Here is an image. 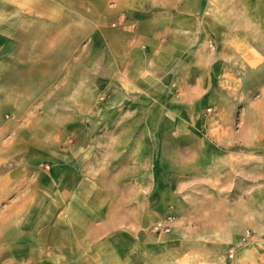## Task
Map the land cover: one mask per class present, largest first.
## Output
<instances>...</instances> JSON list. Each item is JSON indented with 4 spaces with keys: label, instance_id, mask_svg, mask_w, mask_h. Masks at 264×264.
I'll list each match as a JSON object with an SVG mask.
<instances>
[{
    "label": "crops",
    "instance_id": "crops-1",
    "mask_svg": "<svg viewBox=\"0 0 264 264\" xmlns=\"http://www.w3.org/2000/svg\"><path fill=\"white\" fill-rule=\"evenodd\" d=\"M214 1L0 0V20L7 22L4 27L8 29L0 32V36H16L17 29H21L19 21H25L26 36L37 27L39 35L58 37L75 34L73 30L77 27L84 28L85 37L70 44V49L90 52V67L104 63L108 69L104 82H97L106 86L107 115L137 116V131L156 132V147L151 145L152 149L156 148V196L169 197L172 211L183 217L173 223L171 232L148 237L156 246L153 264H225L226 260L218 252V246H211V253L206 251L207 244H224V240L198 239L206 237L207 232L210 234L211 229H217L218 233L226 226L224 210L217 209L224 205L219 198L225 195L224 162L218 157L217 149L209 146V141L198 142L197 146H187L185 141L186 133L199 132L203 127L192 119L214 90V67L225 58L215 57L216 54L240 50L235 47L241 35L239 28L224 18L214 17ZM76 5H87V11L80 13ZM219 37L223 38L222 45ZM228 40L233 42L229 45L225 43ZM41 46L27 47L28 58L19 63L21 67L45 69L35 72L36 76L24 74L25 79H34L32 87L19 98L29 101L27 106L48 91L50 79L46 69L50 59ZM9 62L10 66L18 64L14 60ZM56 66L61 69L65 65L58 62ZM10 80L15 91L7 99L2 95L0 75V147L4 142L0 163L11 157V140L14 142L15 138H5L18 125L17 79L14 82L12 76ZM130 100L136 102L135 108L126 106ZM25 114L31 116V121L25 119L22 124L28 132L23 145L31 148L33 112ZM48 115H55L59 122L64 111L59 105L50 111L42 108L36 117L44 120ZM44 124L49 127L50 122ZM60 125L56 123V131L63 132V124ZM109 128L128 132L133 127L122 121ZM110 143L111 148L121 149L120 153L111 152V159L120 154V166L112 169L117 173L115 179H139L143 165L139 169L136 156L145 147L144 141L137 139L130 145L128 139H121ZM132 147L138 150L130 151ZM130 154L134 155V161L129 165L125 161ZM113 162L116 160L112 159ZM43 176L57 181V204L55 211L47 210L33 228L36 199L32 172L0 171V264H149L145 257L148 252L129 250L130 241L134 239L132 244L143 245L144 237L136 236L138 241L129 238L130 225L123 217L110 220L113 196L127 197L128 184L116 188L108 182L98 185V181L107 178L94 172H73L69 176L45 172ZM66 194L73 196L67 209ZM178 197H182L184 209L177 207ZM214 204L220 219L216 214L218 219H209ZM195 206L198 212L193 214ZM157 211H160L158 205L156 220L160 219ZM137 226L134 223L131 229ZM161 244L166 248L162 247L159 253Z\"/></svg>",
    "mask_w": 264,
    "mask_h": 264
},
{
    "label": "rangeland",
    "instance_id": "rangeland-1",
    "mask_svg": "<svg viewBox=\"0 0 264 264\" xmlns=\"http://www.w3.org/2000/svg\"><path fill=\"white\" fill-rule=\"evenodd\" d=\"M77 8L80 13L87 11V5ZM212 9L214 17L219 16L231 22L230 24L239 28L241 35L235 44L240 49L238 53L226 51L223 54L219 51L216 54L215 57L225 58L220 59L219 66L214 67V90L209 94L208 100L202 102L192 119L195 123L203 124V127L199 132L186 133L187 146H197L198 142L209 141V146L217 149L218 157L224 162L222 176L225 195L219 196L224 205L218 208L217 204L212 205L214 211L208 216L212 220L218 217L220 219L215 209L224 210L222 216L226 226L219 229L218 233L217 229H211L210 234L207 232L206 237L198 239L224 240V244H207L209 248L206 251L211 253L210 247L218 246V252L226 259L225 264H264V0H215ZM18 24L21 29H17L16 36H0L2 95L7 99L13 96L15 88L10 82V77L13 76L14 82L17 79L18 118L16 129L5 138H15L14 142L11 140V157L0 163V171L32 172L33 197L36 199L33 228L38 225L36 221L40 220L42 214L46 215L47 210L50 212L56 209L57 181L44 179L45 172H60L66 176L73 172H94L101 178H107V181H98V185L108 182L116 188L128 184L130 192L127 197L113 196L110 220L113 222L121 217L128 220L129 238L135 237L138 241L144 237L143 245L132 244L134 239L130 241L129 250L148 252L145 256L147 262L153 264L156 246L148 237L156 234L153 232L154 225L164 222L168 216H173L177 222L183 217L172 211L169 197L156 196V148L151 147L152 144L156 147V132L145 134L137 131V116L126 118L124 115H107L106 86L97 82H104L108 69L104 63L90 67V52H74L70 49V44L76 41L78 43L80 38L85 37L84 28L77 27L73 30L75 34L58 37L39 35L37 27L32 32L29 31L32 34L26 36L25 21H19ZM4 26H7V22L0 20L1 33L4 29L8 30ZM222 39L218 38L221 45ZM232 42L233 40H228L225 43L230 45ZM33 45H42V52L50 59V65L46 69L50 82L47 93L42 98L32 100L31 105L27 106L29 101L19 98L25 95L28 87H32L34 79H25L24 74L36 76L35 72L38 74L41 70L45 71L39 67L19 66L20 61L28 58L26 48ZM10 60L17 61V66H10ZM58 62L64 63V68H57ZM57 105L64 111L61 121L59 119L57 122L55 115H48V119L44 120L36 117L40 109L50 111L56 109ZM134 105L136 102L133 100L126 104L128 109L135 108ZM28 109L33 112L31 148L23 145L28 132L22 124L25 119L31 121V116L25 114L29 112ZM122 121L133 128L128 132L109 128L111 124ZM47 122H50L49 127L44 124ZM56 123L60 127V123L63 124V132L56 131ZM224 125L225 128H222ZM121 139H128L130 145L137 139L144 141L145 147L139 149L141 154L136 156L139 169L143 165L139 179H115L117 173L112 172V169L120 166V154L117 158H112L116 162L111 163V152L120 153L121 149L111 148L110 142ZM0 149L4 150V142ZM129 150L136 152L138 148L132 147ZM133 161L134 155L130 154L125 162L130 165ZM66 182L72 183L71 180ZM119 198L125 202L117 200ZM181 198H177V207L182 206L184 209L185 203ZM72 199V195H65L66 209L72 204ZM156 205L160 208L157 211L160 216L158 220ZM192 211L196 214L198 207L195 206ZM134 223L138 226L131 229ZM162 247L166 248L161 244L157 252L162 253ZM193 247L195 250L199 249L198 245L194 244Z\"/></svg>",
    "mask_w": 264,
    "mask_h": 264
},
{
    "label": "built area",
    "instance_id": "built-area-1",
    "mask_svg": "<svg viewBox=\"0 0 264 264\" xmlns=\"http://www.w3.org/2000/svg\"><path fill=\"white\" fill-rule=\"evenodd\" d=\"M174 222L175 218L173 216H168L164 222L154 225L153 232L156 234L169 233Z\"/></svg>",
    "mask_w": 264,
    "mask_h": 264
}]
</instances>
